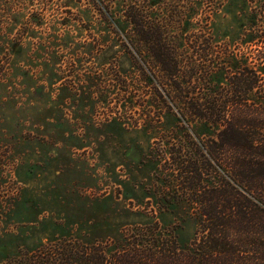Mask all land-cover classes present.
<instances>
[{
    "label": "rangeland",
    "instance_id": "374dc122",
    "mask_svg": "<svg viewBox=\"0 0 264 264\" xmlns=\"http://www.w3.org/2000/svg\"><path fill=\"white\" fill-rule=\"evenodd\" d=\"M98 1L0 0V264L62 238L112 244L153 215L182 246L195 237L196 220L160 211L159 194L190 186L192 160L206 165L192 131L213 130L190 128L149 80L157 66L125 15L134 6L170 42L199 38L241 63L250 0Z\"/></svg>",
    "mask_w": 264,
    "mask_h": 264
},
{
    "label": "trees",
    "instance_id": "16d2710c",
    "mask_svg": "<svg viewBox=\"0 0 264 264\" xmlns=\"http://www.w3.org/2000/svg\"><path fill=\"white\" fill-rule=\"evenodd\" d=\"M250 5L243 39L250 55L241 63L229 50L216 55L199 38L170 42L161 29L147 27L134 6L125 15L157 66L149 80L165 90L190 128L189 120L213 130L206 137L192 131L206 165L192 160L190 186L159 194L160 211L178 208L196 220L193 241L182 246L179 227L164 228L153 215L152 223L125 231L118 242L62 238L25 254L24 264H264V0ZM101 12L108 17L107 8ZM220 70L227 72L223 85L212 80ZM185 163L179 157L173 170L181 177Z\"/></svg>",
    "mask_w": 264,
    "mask_h": 264
}]
</instances>
